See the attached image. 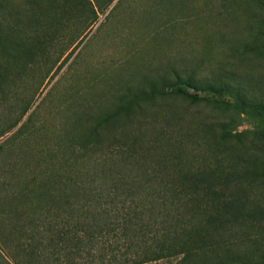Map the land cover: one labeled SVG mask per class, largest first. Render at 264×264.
Wrapping results in <instances>:
<instances>
[{"label": "trees", "instance_id": "trees-1", "mask_svg": "<svg viewBox=\"0 0 264 264\" xmlns=\"http://www.w3.org/2000/svg\"><path fill=\"white\" fill-rule=\"evenodd\" d=\"M27 3L30 10H16L12 25H0V105L10 99L13 79L59 39L38 0ZM69 5L60 7L64 14ZM249 30L257 41L242 53H264V14ZM247 84L232 72L199 82L178 73L150 80L127 88L113 111L97 117L77 156L59 141L44 142L35 162L17 153L0 158V264H264V200L254 185L264 178V141L246 140L219 121L206 129L209 155L189 161L178 142L162 168L164 162L140 157L139 145L103 136L123 132L135 109L141 114L164 96L264 116V83ZM21 119L0 128V138Z\"/></svg>", "mask_w": 264, "mask_h": 264}, {"label": "rangeland", "instance_id": "rangeland-1", "mask_svg": "<svg viewBox=\"0 0 264 264\" xmlns=\"http://www.w3.org/2000/svg\"><path fill=\"white\" fill-rule=\"evenodd\" d=\"M66 2L71 5L64 14L60 7ZM263 3L38 0L45 24L59 39L50 55L10 84V99L0 105V128L22 119L0 138V158L17 153L35 162L44 142L53 146L59 141L65 143L69 156H77L78 144L97 117L113 111L127 88L145 86L150 80L173 79L178 73L192 74L199 82L232 72L249 87L263 84L264 53H242L247 41L252 45L257 41L249 24L264 14ZM16 10L25 12L30 5L27 0H0V25H12ZM25 105L30 109L22 116ZM143 107L141 114L134 110L123 132L115 128L103 136L114 144L124 141L132 149L139 145L140 157L149 165L164 162L162 168L169 167V148H176L178 142L184 144L180 150L187 160L204 159L211 135L206 129L223 120L230 122L233 133L243 132L244 139L264 141V116L172 96ZM254 185L256 197L264 200V178Z\"/></svg>", "mask_w": 264, "mask_h": 264}]
</instances>
